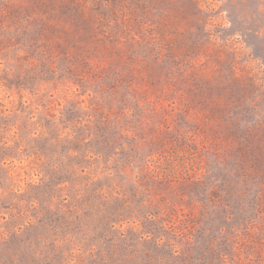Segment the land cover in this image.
Segmentation results:
<instances>
[{
    "label": "rangeland",
    "instance_id": "374dc122",
    "mask_svg": "<svg viewBox=\"0 0 264 264\" xmlns=\"http://www.w3.org/2000/svg\"><path fill=\"white\" fill-rule=\"evenodd\" d=\"M0 264H264V0H0Z\"/></svg>",
    "mask_w": 264,
    "mask_h": 264
}]
</instances>
